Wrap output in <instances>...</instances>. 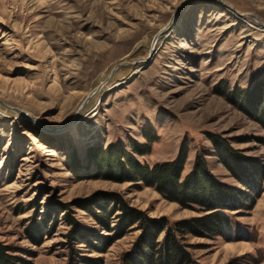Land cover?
<instances>
[{
  "label": "rangeland",
  "instance_id": "1",
  "mask_svg": "<svg viewBox=\"0 0 264 264\" xmlns=\"http://www.w3.org/2000/svg\"><path fill=\"white\" fill-rule=\"evenodd\" d=\"M262 111L264 0H0V243L14 264H128L146 228L123 205L169 226L211 212L94 160L120 150L180 161V182L202 157L245 196L219 235L177 237L195 264H264Z\"/></svg>",
  "mask_w": 264,
  "mask_h": 264
},
{
  "label": "trees",
  "instance_id": "2",
  "mask_svg": "<svg viewBox=\"0 0 264 264\" xmlns=\"http://www.w3.org/2000/svg\"><path fill=\"white\" fill-rule=\"evenodd\" d=\"M249 94L245 95L244 103L251 110L258 111L259 108L254 107L257 102L255 104L249 102L253 99L258 101L260 95L254 96V98ZM146 138L148 137L146 136ZM150 141L152 140L150 139ZM220 142L222 141L218 140V143ZM145 152L146 149L138 151L139 154ZM217 152L221 161L225 162V165L231 169L230 166L233 165L227 161L230 162L228 160L230 157L231 160L236 159V157L233 156L234 154L227 148V145L219 146ZM94 158L99 167L102 168L104 162L109 169H114L117 173L129 174L134 181H141L145 185L155 187L162 196L170 201L183 206L194 203L200 205L205 211H211L192 222H178L169 226L166 220L160 222L149 219L141 212L123 205L124 223L131 225V222L141 221L143 227L146 228L145 240L142 239L133 256L128 259V264H195L177 234L180 238L186 233L219 235L223 229L229 228L231 224L230 217L225 211L237 210L239 203L234 201V198L242 199L245 196L244 193H239L233 188L217 183L206 171L202 157L196 159L192 172L182 182L179 181L180 161L155 164L154 166L139 165L131 155L120 150L115 153L99 152V154L94 155ZM225 158H228L227 161ZM237 176L238 180L243 183V179L239 175ZM113 201L119 205L122 204V200L119 198H114ZM98 205L101 207L103 215H106L105 207L100 203ZM95 217L100 220L98 215ZM161 233H164V236L162 241L158 242L157 238ZM157 247L158 249H156ZM7 252L8 248L0 243V264H14V258ZM156 254L157 257L154 258Z\"/></svg>",
  "mask_w": 264,
  "mask_h": 264
},
{
  "label": "water",
  "instance_id": "3",
  "mask_svg": "<svg viewBox=\"0 0 264 264\" xmlns=\"http://www.w3.org/2000/svg\"><path fill=\"white\" fill-rule=\"evenodd\" d=\"M114 71V70H113ZM113 71H111V74L113 73ZM110 74V75H111ZM109 75V76H110ZM100 87L101 86H99V87H97L96 89H94L89 95H88V97H87V100L94 94V93H96L99 89H100ZM87 100H86V102H87Z\"/></svg>",
  "mask_w": 264,
  "mask_h": 264
}]
</instances>
